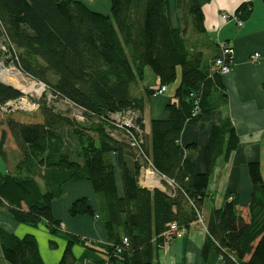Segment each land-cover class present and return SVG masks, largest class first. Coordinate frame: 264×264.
<instances>
[{"label": "trees", "instance_id": "16d2710c", "mask_svg": "<svg viewBox=\"0 0 264 264\" xmlns=\"http://www.w3.org/2000/svg\"><path fill=\"white\" fill-rule=\"evenodd\" d=\"M175 3L176 27L172 21ZM109 15L88 9L76 0H0V38L13 64L24 76L45 85L55 99L67 101L86 122L56 112L43 97L36 113L16 111L3 115V125L20 160L13 169L0 170V211L20 224H45L67 246L59 264H77L73 247L80 245L107 257L108 264H155L168 225L188 230L198 221L218 157L228 159L238 145L231 121L213 128L205 153V172L181 156L180 136L186 124L201 120L226 105L221 76L212 72L198 39L206 36L202 7L197 0H111ZM252 2L235 11L247 20ZM190 31V32H189ZM191 33V35H190ZM215 60V59H214ZM213 60V61H214ZM159 80L157 89L144 88L145 71ZM178 70L181 82L176 88ZM216 83L221 94L212 91ZM175 86L167 106L168 118L151 123L149 144L143 135L146 101L162 87ZM201 92L194 117L189 97ZM25 95L0 83V107ZM134 111L142 132L140 149L133 148L110 116ZM122 133L124 139L113 136ZM0 140V156L6 159ZM192 146L188 150H193ZM120 163L123 195L119 196L110 155ZM151 164L169 193L140 186L142 167ZM253 191L248 217L237 211L235 198L214 209L205 221L203 255L212 253L225 264H264V179L259 163L249 164ZM88 181L102 201L103 219L112 245L98 248L81 237L65 233L54 218L52 203L68 181ZM71 217H95L87 199L75 201ZM125 218V220H124ZM122 229L131 248L121 254ZM176 239V238H174ZM173 239V240H174ZM172 240V241H173ZM53 246V245H52ZM0 247L8 264H44L34 236L18 238L0 230ZM100 249V250H99Z\"/></svg>", "mask_w": 264, "mask_h": 264}, {"label": "crops", "instance_id": "0c3cea01", "mask_svg": "<svg viewBox=\"0 0 264 264\" xmlns=\"http://www.w3.org/2000/svg\"><path fill=\"white\" fill-rule=\"evenodd\" d=\"M76 1L82 2L93 12L110 14L111 0ZM197 1L202 7L207 31L198 46L204 53L207 64L211 65L218 56L219 43H228L235 51L232 72L221 78L224 93L227 95L226 105H222L219 99H216L218 108L201 120L186 124L180 136L183 160L191 163L197 173H203L206 169L205 153L211 141L212 129L221 127L223 120L228 118L238 135V145L229 158L224 159L220 156L216 160L208 185V197L201 210V217L205 224L211 212L214 209L223 208L230 198L236 199L239 214L244 218L248 217V203L253 191L249 174L250 163L260 164L264 179V4L261 0ZM247 2H252L253 10L247 20L239 19L243 23L242 27L239 28L235 21L222 19L223 14L235 15L238 7ZM171 8L172 21L176 27L175 3H172ZM254 54L260 55L255 62L250 59ZM180 82L181 78L178 76L176 88ZM153 84L149 89H157L160 85L159 80L154 78ZM143 88H148L147 84H144ZM212 91L216 98L221 94L215 82H213ZM168 92L169 87L165 94H155L146 101L142 115V131L146 145L149 144L152 121L168 118L166 108L173 100V94L169 95ZM2 130H5L7 134L4 144L6 154L4 161L6 169L11 170L19 162L20 154L4 125ZM8 141H11L10 147L6 146ZM189 146L194 149L189 151ZM110 160L114 168L118 195L122 196L123 187L118 155L111 154ZM161 181L170 183V180L165 178H161L160 183ZM139 183L143 188L169 193L166 186L164 188L161 184L146 187L141 184V181ZM83 198L87 199L95 211V217L70 216L69 212L73 203ZM52 212L54 218L61 222L65 233L81 237L98 248L112 245L104 225L102 201L88 181L66 182L62 187V195L52 203ZM0 230L18 238L26 235L34 236L44 264H59L67 246L66 240L52 235L45 224H39L37 227L20 224L15 222L6 211H0ZM121 235L127 237L124 229ZM206 238V225H201L198 221L192 223L181 236L168 243L162 242L156 254L155 264H225L221 259H215L210 252L206 256L203 255ZM72 251L77 264H108L104 254L88 250L80 245H75ZM0 264H8L1 247Z\"/></svg>", "mask_w": 264, "mask_h": 264}, {"label": "built area", "instance_id": "2783aa9c", "mask_svg": "<svg viewBox=\"0 0 264 264\" xmlns=\"http://www.w3.org/2000/svg\"><path fill=\"white\" fill-rule=\"evenodd\" d=\"M222 19L224 21H235L237 22L238 27H242L243 23L239 20V18L236 15H229V14H223ZM218 56L215 58L212 64V72L219 74L221 77L227 76L232 72L233 65H234V59H235V51L234 48L229 45L228 43H219L218 44ZM260 58L259 54H254L250 57V59L255 62ZM45 86V85H44ZM166 93V87H162L158 90L156 94H165ZM190 101L192 102L194 106V113L193 116L196 117L199 114L200 110V99H201V92H195L192 93L189 97ZM21 106L25 107L28 106L26 103L25 97L10 101L6 103L5 105L0 107V113L2 115L9 114L16 111H23ZM30 107V106H29ZM32 109L30 110H38L39 104L37 102L33 103V106H31ZM26 109V108H25ZM139 118V114L134 111H127L125 113H117L112 116H110V119L114 126H116L118 129L123 130L125 133V136L127 139H129L130 144L133 148H136L137 150L141 148L143 139H142V132L140 128L137 125V119ZM79 122H84L85 118L83 114L80 112V115L77 117ZM139 151V150H138ZM151 176V177H150ZM164 178L158 175L156 171L152 168L151 164L149 163V166L147 168L142 167V173L140 177L141 184L146 187H151V182H156L158 185H160V179ZM170 185L173 186V181H169ZM232 200L231 198L229 199ZM198 222L201 225H204L203 218L201 215H199ZM185 230H180L177 226V224L171 223L168 225V230L163 234L165 241L171 242L174 238L181 236ZM131 243L128 237H124L123 239V248L118 247L117 253L121 254L124 249H130Z\"/></svg>", "mask_w": 264, "mask_h": 264}, {"label": "rangeland", "instance_id": "374dc122", "mask_svg": "<svg viewBox=\"0 0 264 264\" xmlns=\"http://www.w3.org/2000/svg\"><path fill=\"white\" fill-rule=\"evenodd\" d=\"M173 17H174V15H173ZM190 35H191V33H190ZM0 39H1V41H3V43L6 41L4 38H0ZM193 39H195V40L198 39L199 42L202 41L201 38H197L194 36H193ZM6 61H11V55L8 54L7 48L5 50L0 49V67H2V66L6 67V64H5ZM9 67H14L19 73V87L18 88L20 90H22L23 94L25 95L24 97H25L26 103L28 105L25 107L21 106V108L23 109L22 112H25L28 114L36 113L37 110H30V109H32L31 106H33V103H35V102L39 103V101H41L44 97L46 99V101L48 102V104L50 105V107H52L56 112L67 115L68 117L79 122V120L77 119V117L80 115L79 109L75 108L74 106H72L67 101L55 99L49 92L46 91V87L43 84L38 83L36 81H33L30 78H27L13 64H10ZM178 73H179V77L181 78V70H178ZM154 78H155V76H154L153 72L150 69H147L146 75H145V82L142 84L143 86L142 85L140 86L142 89V92H141L142 94H143L144 84H147L148 88H152V86L154 85L153 84ZM174 90H175L174 85L169 86L168 94L169 95L174 94ZM19 111H21V110H19ZM84 122H86V119ZM80 123H82V122H80ZM2 125H3V115L0 113V140L2 138L3 133L6 134L5 130H2ZM113 135L115 137H117L118 139H124V140L126 139L122 133H119L116 131H113ZM6 136H7V134H6ZM10 145H11V141H8L6 146L10 147ZM5 169H6V163L2 159V157L0 156V170L5 171ZM263 172H264V168H263ZM162 183H163V181H161V186L164 187V185Z\"/></svg>", "mask_w": 264, "mask_h": 264}, {"label": "bare ground", "instance_id": "6f19581e", "mask_svg": "<svg viewBox=\"0 0 264 264\" xmlns=\"http://www.w3.org/2000/svg\"><path fill=\"white\" fill-rule=\"evenodd\" d=\"M0 49L5 50L3 41L0 39ZM0 81L19 89V73L14 67H0ZM22 91V90H21ZM151 177V176H150ZM151 186H159L156 182H151Z\"/></svg>", "mask_w": 264, "mask_h": 264}, {"label": "water", "instance_id": "95a60500", "mask_svg": "<svg viewBox=\"0 0 264 264\" xmlns=\"http://www.w3.org/2000/svg\"><path fill=\"white\" fill-rule=\"evenodd\" d=\"M261 1H262V3L264 4V0H261ZM0 83L5 84V85H8V86H11V85L6 84V83L1 82V81H0ZM11 87H13V86H11ZM13 88L16 89L17 91H20L21 93H23L20 89H17V88H15V87H13Z\"/></svg>", "mask_w": 264, "mask_h": 264}]
</instances>
